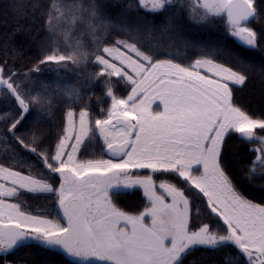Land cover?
<instances>
[{
	"label": "snow or ice",
	"instance_id": "6c2138e0",
	"mask_svg": "<svg viewBox=\"0 0 264 264\" xmlns=\"http://www.w3.org/2000/svg\"><path fill=\"white\" fill-rule=\"evenodd\" d=\"M7 7L0 264L30 242L57 264H264V99L240 97L264 78V0ZM193 28L216 43L189 40ZM177 41L192 55L173 54Z\"/></svg>",
	"mask_w": 264,
	"mask_h": 264
},
{
	"label": "trees",
	"instance_id": "16d2710c",
	"mask_svg": "<svg viewBox=\"0 0 264 264\" xmlns=\"http://www.w3.org/2000/svg\"><path fill=\"white\" fill-rule=\"evenodd\" d=\"M13 0H0V36H2L6 31L11 32L15 26V13L12 12L7 6L12 3ZM19 2L27 3V0H19ZM110 3L119 7L127 2V0H109ZM189 0H185V3H188ZM191 2V0H190ZM186 37L189 40L198 41L206 45L215 44L218 38V33L215 29L209 31H202L196 28L191 29L185 33ZM23 39V36H17V41ZM165 43H168V38H163ZM229 47L235 48L238 47L235 42H229ZM171 51L173 54L185 56L192 55L191 50H185L182 45L177 41L172 47ZM260 53H255L250 55V59L259 64ZM75 83V82H74ZM95 92L99 93L100 89L97 86L94 89ZM242 100L246 102H251L254 106H258L262 99H264V78L257 75L255 76L244 88L243 92L240 93ZM252 147V146H249ZM248 159H254V157L249 156ZM250 195H253L257 198L260 197L261 193L256 187H249L247 189ZM122 203L130 208H135L140 206V199L138 192H128L122 196ZM200 254H196L199 258ZM14 260L18 264H57V261L60 260V257L52 252L43 251L38 245L34 242L21 247L17 250L14 257ZM209 259L214 260L217 264H220L223 258V253L220 254H209Z\"/></svg>",
	"mask_w": 264,
	"mask_h": 264
},
{
	"label": "rangeland",
	"instance_id": "374dc122",
	"mask_svg": "<svg viewBox=\"0 0 264 264\" xmlns=\"http://www.w3.org/2000/svg\"><path fill=\"white\" fill-rule=\"evenodd\" d=\"M191 3H195V0H191ZM62 78L58 81L61 87H71L76 82V77L73 76L71 73H62ZM48 79H51V77H47Z\"/></svg>",
	"mask_w": 264,
	"mask_h": 264
}]
</instances>
